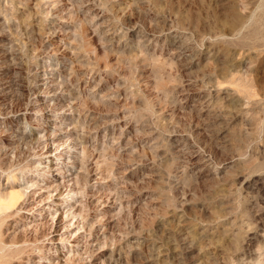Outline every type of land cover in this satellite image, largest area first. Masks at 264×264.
I'll return each instance as SVG.
<instances>
[{"label": "rangeland", "instance_id": "rangeland-1", "mask_svg": "<svg viewBox=\"0 0 264 264\" xmlns=\"http://www.w3.org/2000/svg\"><path fill=\"white\" fill-rule=\"evenodd\" d=\"M11 190L0 264H264V0H0Z\"/></svg>", "mask_w": 264, "mask_h": 264}, {"label": "bare ground", "instance_id": "bare-ground-1", "mask_svg": "<svg viewBox=\"0 0 264 264\" xmlns=\"http://www.w3.org/2000/svg\"><path fill=\"white\" fill-rule=\"evenodd\" d=\"M8 194L6 196L2 197L0 196V201H3L5 203V205H10V204H15L17 203L16 200L21 196L20 192H16L15 190H11L10 192H7ZM5 194V193H4ZM2 195V194H1ZM18 201V200H17ZM1 207H3L2 205H0ZM7 206V208H8ZM11 206V205H10ZM0 210H2L0 208Z\"/></svg>", "mask_w": 264, "mask_h": 264}]
</instances>
